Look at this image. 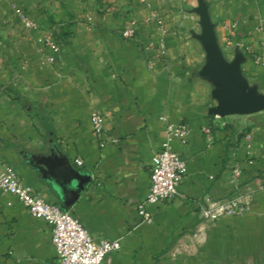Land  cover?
Wrapping results in <instances>:
<instances>
[{"label": "crops", "instance_id": "obj_1", "mask_svg": "<svg viewBox=\"0 0 264 264\" xmlns=\"http://www.w3.org/2000/svg\"><path fill=\"white\" fill-rule=\"evenodd\" d=\"M207 1L227 58L242 52L245 77L264 93V0ZM197 6L0 0V159L62 207L67 183L51 162L67 158L89 175L70 211L94 238L121 241L108 264H264V111L211 114L218 102L200 75ZM21 13L38 28L27 29ZM94 112L106 119L101 134ZM168 123L189 127L186 141L172 144L187 172L174 199L147 205L149 223L139 205ZM239 196L249 203L245 215L202 220L205 198ZM0 264H59L49 223L1 189Z\"/></svg>", "mask_w": 264, "mask_h": 264}, {"label": "built area", "instance_id": "obj_2", "mask_svg": "<svg viewBox=\"0 0 264 264\" xmlns=\"http://www.w3.org/2000/svg\"><path fill=\"white\" fill-rule=\"evenodd\" d=\"M21 17L27 29L38 28L37 23L25 14L21 13ZM152 19L165 33L163 20L156 13L152 14ZM125 36L133 37L134 31H126ZM216 118L222 117L216 115ZM92 123L96 134H101L105 130L106 119L99 112L92 114ZM205 130L210 132L209 128ZM167 131L165 142L152 158L149 193L139 205L141 217L149 223L153 221V216L147 205L174 199L179 194V186L187 172V162L174 150L172 144L175 139L185 142L190 132L189 127L186 124L168 123ZM76 162L78 165L83 164L80 159ZM239 174V168H235V175ZM0 189L17 196L34 216L49 223L59 264H108L106 261L121 250L120 240L94 238L71 211L65 210L58 203L47 201L33 187L25 185L18 170L1 159ZM249 209V203L241 196L230 200L207 197L200 206V214L205 223L213 224L222 217L245 215Z\"/></svg>", "mask_w": 264, "mask_h": 264}, {"label": "water", "instance_id": "obj_3", "mask_svg": "<svg viewBox=\"0 0 264 264\" xmlns=\"http://www.w3.org/2000/svg\"><path fill=\"white\" fill-rule=\"evenodd\" d=\"M194 11L199 15L202 27V32L196 37L206 51V63L200 75L214 85L213 97L218 102L211 109V114L223 118L264 111V93L251 85L244 75L245 55L238 52L233 60H229L221 47L208 1L198 0V6ZM51 163L54 167L59 166V171L67 183L61 184L63 190L61 194L64 195L63 208L70 211L71 206L87 187L90 176L75 169L64 157Z\"/></svg>", "mask_w": 264, "mask_h": 264}]
</instances>
